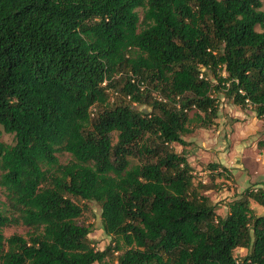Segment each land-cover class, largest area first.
<instances>
[{"label": "trees", "instance_id": "obj_1", "mask_svg": "<svg viewBox=\"0 0 264 264\" xmlns=\"http://www.w3.org/2000/svg\"><path fill=\"white\" fill-rule=\"evenodd\" d=\"M261 6L0 0V132L12 134L0 141V264H108L115 252L117 264H264V214L250 204L264 207V188L222 216L171 147L212 124L218 89L264 123ZM81 200L100 206L104 249L77 223ZM11 223L27 233L4 236Z\"/></svg>", "mask_w": 264, "mask_h": 264}, {"label": "rangeland", "instance_id": "obj_2", "mask_svg": "<svg viewBox=\"0 0 264 264\" xmlns=\"http://www.w3.org/2000/svg\"><path fill=\"white\" fill-rule=\"evenodd\" d=\"M264 10V0H261ZM140 17L141 11L139 10ZM225 73L222 71V75ZM210 80L216 84L213 73H209ZM117 86L123 83L121 75H116L114 81ZM115 88L108 91L109 101H117L123 95L115 92ZM218 103L217 115L208 127L194 126L191 131L183 135L185 144L172 143L176 152L184 153L192 167L195 181H201L206 186L204 193L216 204V212L222 216L227 213V202L235 195L242 194L247 188L256 190L261 187L256 183L262 182L264 187V147L259 144L264 139V123L255 115L251 105L241 107L224 95L223 90L214 92ZM139 110L147 106L132 104ZM192 114V111H189ZM1 130V129H0ZM116 140V134H113ZM0 141L12 143V134L0 132ZM61 163L67 162L71 156L67 152H57ZM228 164L229 168L221 164ZM210 164L218 165L215 169ZM5 197L0 189V202ZM83 211L77 218V223L90 225L88 234L90 243L96 249H104L110 243V237L105 234L101 226L100 206L94 201L81 200ZM251 207L256 214H264L263 206L250 199ZM2 206V204H1ZM4 236L13 233L25 235L28 227L23 224H8L1 228ZM234 255L240 258L246 253L245 248L237 247ZM107 257L108 264H117L116 255ZM98 264V263H94Z\"/></svg>", "mask_w": 264, "mask_h": 264}, {"label": "crops", "instance_id": "obj_3", "mask_svg": "<svg viewBox=\"0 0 264 264\" xmlns=\"http://www.w3.org/2000/svg\"><path fill=\"white\" fill-rule=\"evenodd\" d=\"M221 164L223 165V167H227L229 168L228 164L224 163V162H221ZM257 186L259 187H262L263 186V183L262 182H259V183H256ZM264 188V187H263ZM264 208V207H263Z\"/></svg>", "mask_w": 264, "mask_h": 264}, {"label": "built area", "instance_id": "obj_4", "mask_svg": "<svg viewBox=\"0 0 264 264\" xmlns=\"http://www.w3.org/2000/svg\"><path fill=\"white\" fill-rule=\"evenodd\" d=\"M202 76H203V74L200 73V77H202Z\"/></svg>", "mask_w": 264, "mask_h": 264}]
</instances>
